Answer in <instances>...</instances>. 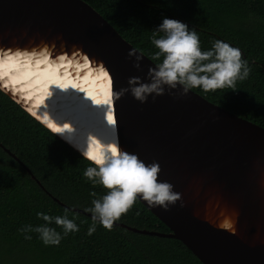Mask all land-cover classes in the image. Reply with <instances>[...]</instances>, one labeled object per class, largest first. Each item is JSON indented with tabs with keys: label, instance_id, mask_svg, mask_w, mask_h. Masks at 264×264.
<instances>
[{
	"label": "water",
	"instance_id": "obj_1",
	"mask_svg": "<svg viewBox=\"0 0 264 264\" xmlns=\"http://www.w3.org/2000/svg\"><path fill=\"white\" fill-rule=\"evenodd\" d=\"M42 42L55 45L57 54L67 52L71 63L24 68L0 57V90L81 155L57 134L60 125L71 122L75 140L86 146L78 123L62 113L64 93L88 105L95 100L106 108L111 104L119 146L147 164L158 162L159 180L173 184L182 196L167 211L139 199L167 225V232L118 221L114 225L177 238L203 264H264V127L193 90L182 95V88L171 90L174 94L166 89L155 99L149 96L146 103L131 92L115 102L114 90L129 87L133 76L148 82V69L157 63L100 12L85 0H0V48H32ZM133 48L144 56L142 70L129 57ZM76 50L89 56L87 64L82 56H72ZM100 62L107 76L99 70ZM0 146L36 179L14 152Z\"/></svg>",
	"mask_w": 264,
	"mask_h": 264
},
{
	"label": "trees",
	"instance_id": "obj_2",
	"mask_svg": "<svg viewBox=\"0 0 264 264\" xmlns=\"http://www.w3.org/2000/svg\"><path fill=\"white\" fill-rule=\"evenodd\" d=\"M85 1L151 59L157 51L152 44L153 30L165 17L196 29L203 50L211 49L217 39L240 48L251 72L246 80L237 82L235 91L192 90L264 127V0ZM162 59L153 61L160 63ZM0 142L43 185L0 146V264H203L173 237L145 234L119 225L109 231L98 221L96 231L89 236L91 216L73 208L86 211L93 207V199L107 192L83 176L92 165L1 90ZM93 191L96 197L90 195ZM65 209L79 231L64 236L63 229L54 222L48 225L63 236L59 246H46L38 233L21 231L28 225L34 228L46 223L38 213L63 216ZM118 222L169 231L139 199Z\"/></svg>",
	"mask_w": 264,
	"mask_h": 264
},
{
	"label": "clouds",
	"instance_id": "obj_3",
	"mask_svg": "<svg viewBox=\"0 0 264 264\" xmlns=\"http://www.w3.org/2000/svg\"><path fill=\"white\" fill-rule=\"evenodd\" d=\"M152 44L157 49L152 60H161L163 57L162 61L148 69V82L141 77L133 76L128 79L129 87L121 88L119 91L114 90L115 102L128 92H131L136 100L146 103L149 96L155 99L156 96L164 95L166 89L169 90V94H174L171 90L182 88V95H187L192 89L197 88L204 92L225 88L235 91L237 82L246 80L251 72L240 48L217 39L211 49L203 50L196 29H190L186 23L176 19L167 17L163 19L159 27L153 30ZM137 52L133 48L129 52V57H135L134 67L142 70L141 61L144 56L137 55ZM72 56H82L85 64L89 62V56L82 50H76ZM0 57L4 60L16 61L24 68L41 64L46 67L63 66L65 61L71 63L67 52L57 54L55 45L50 46L43 42L32 48H0ZM99 70L104 75H108V69L103 62L99 63ZM111 111L112 106L108 104L106 120L108 125L115 129L112 116L107 115ZM75 131L71 122H65L60 125L57 134H61L67 142L77 147L82 152L83 158L92 165L84 170L83 176L94 186L100 185L107 190L102 197L93 199V207L86 209L92 214L93 221L88 229L89 236L96 231L97 221L111 231L114 224L133 208L138 199L147 202L150 207H162L166 211L169 205H174L182 199L181 194L173 190V184L159 180L162 169L158 162L147 164L137 154L123 150L119 146L118 137L108 144L102 153H93L89 145L94 135L90 134L86 146L82 147L74 138ZM90 195L96 197L97 193L93 191ZM68 211L65 209L63 216L55 217L38 213V217L46 223L34 228L28 225L21 231H34L39 234L46 246H59L63 236L56 231V228L48 225L54 222L63 229L64 236L78 232L79 227L75 219L68 218ZM25 239H31V236H25Z\"/></svg>",
	"mask_w": 264,
	"mask_h": 264
},
{
	"label": "bare ground",
	"instance_id": "obj_4",
	"mask_svg": "<svg viewBox=\"0 0 264 264\" xmlns=\"http://www.w3.org/2000/svg\"><path fill=\"white\" fill-rule=\"evenodd\" d=\"M37 78V77H36ZM64 96L60 102L64 106L66 112L62 113L65 116L71 117L80 130V133L87 139L91 134V145L98 147L99 151L102 153L105 148L113 140H115L113 128L110 127L106 120L107 108L97 100L94 102L90 101V104H86L82 99L78 100L76 95L72 96L71 92L64 93ZM63 96V94H61ZM97 103V104H94ZM102 105V106H101ZM111 115V113H107Z\"/></svg>",
	"mask_w": 264,
	"mask_h": 264
},
{
	"label": "snow or ice",
	"instance_id": "obj_5",
	"mask_svg": "<svg viewBox=\"0 0 264 264\" xmlns=\"http://www.w3.org/2000/svg\"><path fill=\"white\" fill-rule=\"evenodd\" d=\"M112 118V117H111ZM57 131H59V129H57Z\"/></svg>",
	"mask_w": 264,
	"mask_h": 264
}]
</instances>
